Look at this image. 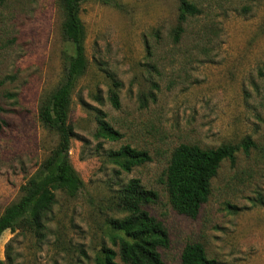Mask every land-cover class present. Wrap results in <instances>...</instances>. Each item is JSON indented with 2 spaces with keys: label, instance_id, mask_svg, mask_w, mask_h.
Instances as JSON below:
<instances>
[{
  "label": "rangeland",
  "instance_id": "1",
  "mask_svg": "<svg viewBox=\"0 0 264 264\" xmlns=\"http://www.w3.org/2000/svg\"><path fill=\"white\" fill-rule=\"evenodd\" d=\"M193 1L201 14L182 22L179 0L82 4L89 66L69 123L70 159L84 186L73 196L56 192L44 237L5 231L4 264H96L104 247L119 254L121 234L109 222L124 215L113 197L132 179L158 194L145 208L168 230L164 264H182L191 243L204 245L217 264H264V0ZM64 21L60 0L0 1V216L60 142L40 109L73 55ZM114 81L121 84L118 109L110 102ZM99 117L119 140L98 137ZM246 140L253 146L221 164L196 218L172 207L167 170L180 145L211 149ZM126 145L150 161L120 171L108 153ZM116 262L125 264L119 255Z\"/></svg>",
  "mask_w": 264,
  "mask_h": 264
},
{
  "label": "trees",
  "instance_id": "2",
  "mask_svg": "<svg viewBox=\"0 0 264 264\" xmlns=\"http://www.w3.org/2000/svg\"><path fill=\"white\" fill-rule=\"evenodd\" d=\"M87 1L90 0H60L65 15L63 33L73 47V55L69 58L62 82L40 109L41 121L47 128L59 133L60 142L39 172L22 187V197L8 206L0 216V238L7 230L16 233L22 229L39 238L44 237V220L56 203V192L63 191L73 196L84 186L70 159L71 141L75 133L69 123V116L77 82L89 66L85 48L86 29L80 16L82 4ZM179 1L181 22L187 17L201 14L193 0ZM182 33L184 28L180 25L175 31V41L180 39ZM120 87L121 84L114 81L110 90V102L117 109L120 108ZM142 102L145 103V100ZM97 121L98 137L109 141L120 139L119 132L102 117L97 118ZM250 146H253L250 140L241 145L224 144L211 149H203L198 145H180L173 152L167 170L166 184L172 207L182 215L196 218L201 207L209 201L211 180L216 177L221 164L226 160L234 163L239 150L244 148L247 152ZM108 158L120 171L126 173L150 161L147 152L129 145L109 152ZM157 200L158 194L147 189L139 179H132L123 186L113 197V203L114 209L124 217L109 222L121 234L117 237L120 241L119 254L104 247L96 264H118V255L125 264H164L160 249L170 245L168 230L145 208ZM181 259L182 264H217L216 260L207 256L201 243L188 244ZM0 264L4 262L0 261Z\"/></svg>",
  "mask_w": 264,
  "mask_h": 264
}]
</instances>
